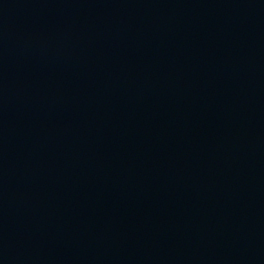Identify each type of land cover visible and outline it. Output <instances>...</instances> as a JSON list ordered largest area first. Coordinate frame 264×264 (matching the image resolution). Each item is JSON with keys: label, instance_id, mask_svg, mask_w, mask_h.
I'll list each match as a JSON object with an SVG mask.
<instances>
[{"label": "water", "instance_id": "obj_1", "mask_svg": "<svg viewBox=\"0 0 264 264\" xmlns=\"http://www.w3.org/2000/svg\"><path fill=\"white\" fill-rule=\"evenodd\" d=\"M0 264H264V0H0Z\"/></svg>", "mask_w": 264, "mask_h": 264}]
</instances>
